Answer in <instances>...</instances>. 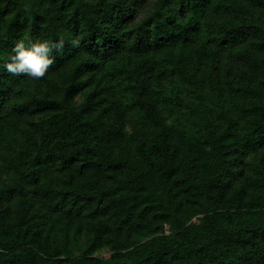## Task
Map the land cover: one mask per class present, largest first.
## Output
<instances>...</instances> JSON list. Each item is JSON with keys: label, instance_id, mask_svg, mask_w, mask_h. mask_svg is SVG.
<instances>
[{"label": "trees", "instance_id": "16d2710c", "mask_svg": "<svg viewBox=\"0 0 264 264\" xmlns=\"http://www.w3.org/2000/svg\"><path fill=\"white\" fill-rule=\"evenodd\" d=\"M61 38L0 67V264H264V0H0V65Z\"/></svg>", "mask_w": 264, "mask_h": 264}, {"label": "clouds", "instance_id": "9594fccd", "mask_svg": "<svg viewBox=\"0 0 264 264\" xmlns=\"http://www.w3.org/2000/svg\"><path fill=\"white\" fill-rule=\"evenodd\" d=\"M73 47H79V40L71 41ZM65 43L63 38L50 40H18L13 48L8 62L0 65L12 76H28L34 80L42 79L49 68L55 63L54 52H62Z\"/></svg>", "mask_w": 264, "mask_h": 264}]
</instances>
